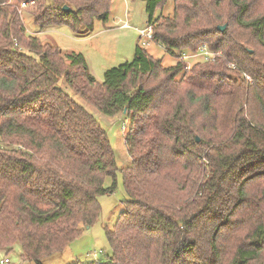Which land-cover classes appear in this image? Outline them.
<instances>
[{"label": "trees", "instance_id": "16d2710c", "mask_svg": "<svg viewBox=\"0 0 264 264\" xmlns=\"http://www.w3.org/2000/svg\"><path fill=\"white\" fill-rule=\"evenodd\" d=\"M111 1L0 0V250L19 245L23 264L62 253L120 174L111 256L87 264H264V0H172L157 18L168 0H143L152 42L177 64L136 45L101 83L82 54L27 34L18 12L33 2L40 30L84 35ZM202 45L221 55L186 70L180 55ZM89 107L129 122L126 167Z\"/></svg>", "mask_w": 264, "mask_h": 264}, {"label": "rangeland", "instance_id": "374dc122", "mask_svg": "<svg viewBox=\"0 0 264 264\" xmlns=\"http://www.w3.org/2000/svg\"><path fill=\"white\" fill-rule=\"evenodd\" d=\"M30 8L25 9L22 15L27 34L38 38L42 43H49L59 48L63 53L82 54L91 75L99 83L103 81L105 71L132 61L136 45L147 51L151 57L160 60L164 68H170L177 64V59L169 55L159 44L154 42H150L146 46L138 44V35L135 29H143L147 23L146 4L143 0H112L107 23L94 21L90 34L85 33L88 31L87 29L81 31L84 35L74 34L67 26L40 30L33 23V18L30 15L33 9ZM172 8V0H168L163 10L159 11L155 18L159 15L163 17L170 15ZM125 24L129 27L123 29ZM86 34L89 35L86 36ZM194 64L195 62H192L190 68ZM89 108L90 112L96 114ZM96 117L106 131L110 145L115 151L118 169L126 167L130 164V160L126 155L123 140L125 134L122 133L121 127L125 123L128 125L129 122L122 115L113 119L104 118L98 114ZM110 183L111 181L108 179L104 186L109 187ZM125 199L122 178L120 174H117L115 191L112 194L101 196L98 200L100 216L96 222L91 227L82 228L81 235L71 242L62 253L52 255L43 264L106 262L107 258L111 256V250L105 237V230L111 229L115 225L118 216L123 211L121 202ZM94 254H96V258H94ZM20 255L19 245H15L8 254L0 250V264L4 258H8L10 264H23Z\"/></svg>", "mask_w": 264, "mask_h": 264}, {"label": "built area", "instance_id": "2783aa9c", "mask_svg": "<svg viewBox=\"0 0 264 264\" xmlns=\"http://www.w3.org/2000/svg\"><path fill=\"white\" fill-rule=\"evenodd\" d=\"M34 3H21L19 4L18 12L19 14L27 9L28 7H33ZM129 26L127 24L123 25V28H128ZM136 33L138 35V44L140 43L142 46L148 45L150 42H152V30L151 27L147 24H145V27L143 29H137ZM221 54L220 53H213L208 50V48L205 45H202L198 48V50L195 53H187L183 52L178 61L181 63H185L187 66L186 70L190 69V65L192 62H197V61H203V62H213L216 57H219ZM232 69L235 68V65H230ZM244 78L246 82H251L250 78L246 75H244ZM128 130V125L125 123L121 127L122 133L125 134ZM94 258H96V254H94ZM2 264H10V261L8 258H4L1 260Z\"/></svg>", "mask_w": 264, "mask_h": 264}, {"label": "water", "instance_id": "95a60500", "mask_svg": "<svg viewBox=\"0 0 264 264\" xmlns=\"http://www.w3.org/2000/svg\"><path fill=\"white\" fill-rule=\"evenodd\" d=\"M62 10H63V11H69V9H68L67 7H63ZM225 28H226V26L224 25V26H222V27H218L217 30H218L219 32H224ZM196 141L198 142L199 140L196 139Z\"/></svg>", "mask_w": 264, "mask_h": 264}, {"label": "crops", "instance_id": "0c3cea01", "mask_svg": "<svg viewBox=\"0 0 264 264\" xmlns=\"http://www.w3.org/2000/svg\"><path fill=\"white\" fill-rule=\"evenodd\" d=\"M122 28V27H121ZM124 29V28H123ZM135 30H137V29H135ZM149 54V53H148Z\"/></svg>", "mask_w": 264, "mask_h": 264}]
</instances>
